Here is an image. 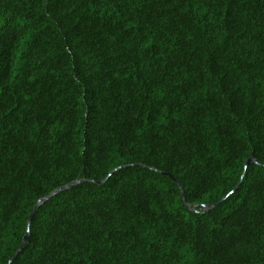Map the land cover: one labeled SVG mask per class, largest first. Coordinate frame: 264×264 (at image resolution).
Returning a JSON list of instances; mask_svg holds the SVG:
<instances>
[{
  "label": "trees",
  "instance_id": "1",
  "mask_svg": "<svg viewBox=\"0 0 264 264\" xmlns=\"http://www.w3.org/2000/svg\"><path fill=\"white\" fill-rule=\"evenodd\" d=\"M0 264H264V0H0Z\"/></svg>",
  "mask_w": 264,
  "mask_h": 264
},
{
  "label": "water",
  "instance_id": "2",
  "mask_svg": "<svg viewBox=\"0 0 264 264\" xmlns=\"http://www.w3.org/2000/svg\"><path fill=\"white\" fill-rule=\"evenodd\" d=\"M252 161H254V159H249V160H248V162H252ZM171 177H173V176H171ZM173 178H174V177H173ZM175 180L177 181V183L180 184V182H179V180H178L177 178H175ZM104 182H105V181L103 180V181H101L100 183H104ZM78 183H79V181H73V182H71L70 184L65 185V186H63V187L57 189V190L54 191L51 195H49V196L43 198L42 200H40L39 203L37 204V206H36L34 212L32 213L31 221L33 220V218L35 217L36 212L38 211V209L40 208V206H41L44 202L50 200V199H51L53 196H55L56 194H58V193H60V192H62V191H64V190H67V189H69V188H71V187L77 185ZM184 198H185V195H184ZM30 239H31V235H30V232L28 231V232L26 233V235H25V242H24V245L22 246L21 250H23V249L28 245V243L30 242ZM17 255H18V254H16V257H17Z\"/></svg>",
  "mask_w": 264,
  "mask_h": 264
}]
</instances>
